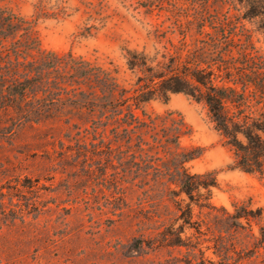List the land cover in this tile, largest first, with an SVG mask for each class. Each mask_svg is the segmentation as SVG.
Masks as SVG:
<instances>
[{
  "label": "rangeland",
  "instance_id": "374dc122",
  "mask_svg": "<svg viewBox=\"0 0 264 264\" xmlns=\"http://www.w3.org/2000/svg\"><path fill=\"white\" fill-rule=\"evenodd\" d=\"M176 1L177 8L173 0H0V5L36 21L44 49L116 69L121 85L133 89L137 73L129 69L128 51L143 53L157 66L164 53L181 44L176 20L186 24L190 18L185 10L197 1ZM246 26L264 55L257 22ZM143 108L153 116L172 113L183 119L187 130L182 146L204 149L188 164L190 171L216 174L215 207L233 211L235 204H250L262 209L264 219V175L233 168V153L204 103L178 93ZM13 116L0 118V264L218 261L206 248L211 243L195 230L210 210L195 207L191 224H185L178 219L175 201L162 203L153 196L148 202L128 173L130 157L110 154L105 147L109 140L56 138L43 125L20 123ZM121 161L127 162L121 166ZM180 227L185 228L184 245L176 246L171 243Z\"/></svg>",
  "mask_w": 264,
  "mask_h": 264
},
{
  "label": "trees",
  "instance_id": "16d2710c",
  "mask_svg": "<svg viewBox=\"0 0 264 264\" xmlns=\"http://www.w3.org/2000/svg\"><path fill=\"white\" fill-rule=\"evenodd\" d=\"M196 1L185 10L186 24L176 20L180 46L164 53L157 66L143 53L128 51L129 69L137 73L133 89L121 85L116 69L44 49L36 21L0 5V118L15 115L20 123L43 125L53 137L109 140L110 154L130 157L128 173L148 202L153 196L175 201L178 219L189 225L195 207L211 211L195 230L212 244L206 247L218 259L212 264H264L262 209L215 207L216 174L190 171L188 164L204 149L182 146L183 119L153 116L143 108L178 93L204 103L233 153V168L264 175V55L246 26L256 21L264 34V0ZM184 230L171 244L184 245Z\"/></svg>",
  "mask_w": 264,
  "mask_h": 264
}]
</instances>
